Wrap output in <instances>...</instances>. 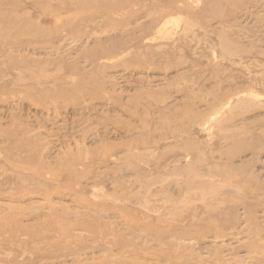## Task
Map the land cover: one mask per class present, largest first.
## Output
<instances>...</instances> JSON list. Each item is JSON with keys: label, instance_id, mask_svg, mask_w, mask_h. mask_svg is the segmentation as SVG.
I'll return each mask as SVG.
<instances>
[{"label": "rangeland", "instance_id": "1", "mask_svg": "<svg viewBox=\"0 0 264 264\" xmlns=\"http://www.w3.org/2000/svg\"><path fill=\"white\" fill-rule=\"evenodd\" d=\"M0 84V264H264V0H0Z\"/></svg>", "mask_w": 264, "mask_h": 264}, {"label": "bare ground", "instance_id": "2", "mask_svg": "<svg viewBox=\"0 0 264 264\" xmlns=\"http://www.w3.org/2000/svg\"><path fill=\"white\" fill-rule=\"evenodd\" d=\"M163 3V4H162ZM161 5H165V7L168 6L167 3H165V1L161 2L160 3ZM160 4L158 6H160ZM152 7H156L154 5H151ZM142 10H139L137 11L135 14L137 15H142ZM150 9H148V11L144 12L145 16L146 15H150ZM166 17V16H164ZM159 22L158 19H155V18H149L148 19V22L146 23H149V25L147 26V30L144 29V34L139 38V39H136L134 43H139L140 41H142L148 34V31L149 30H152L154 25L157 24ZM144 23V24H146ZM127 30L123 29L122 31V34H124ZM227 45V48H224L225 50V53H228V54H232L230 53V46H231V43L230 42H227L226 43ZM229 50V51H228ZM20 79V78H18ZM1 85V84H0ZM0 89H3V87H0ZM191 163V162H189ZM200 190L198 191L199 193L197 192H194V194L200 198L201 200V205H202V208H203V213H204V217H207V219H205L208 224L212 225V224H217L218 222V218L221 217L223 215V212L221 211V208L223 206V202L221 201L222 199H217V198H211L209 199L210 197H215L216 194L215 193H212V190H211V187L207 186V187H202V188H199ZM199 195V196H198ZM118 200L120 202V207H122L123 209H126L128 207V203H131L129 201L130 198L127 197V196H121L120 198L118 197ZM184 220L186 219V216L183 218ZM198 224V223H197ZM183 226L182 229H187L186 225L187 223L185 224H181ZM185 231H182L181 233H184ZM177 233H173L171 234V237H174L176 236ZM167 241H168V238H167Z\"/></svg>", "mask_w": 264, "mask_h": 264}]
</instances>
